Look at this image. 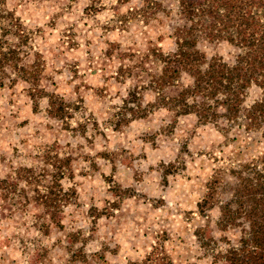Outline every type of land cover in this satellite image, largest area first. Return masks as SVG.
I'll list each match as a JSON object with an SVG mask.
<instances>
[{
  "label": "rangeland",
  "instance_id": "rangeland-1",
  "mask_svg": "<svg viewBox=\"0 0 264 264\" xmlns=\"http://www.w3.org/2000/svg\"><path fill=\"white\" fill-rule=\"evenodd\" d=\"M184 22L178 0L0 2V38L21 56L0 86V264H130L155 246L169 264H230L240 229L222 230L218 207L201 215L198 203L215 174L217 201L230 196V168L264 156L263 129L164 105L190 82L151 83ZM197 47L228 62L237 53L224 40ZM131 92L145 115L124 107ZM51 93L68 103L62 117L48 111ZM260 96L250 86L245 105ZM54 177L68 200L53 217L37 192Z\"/></svg>",
  "mask_w": 264,
  "mask_h": 264
},
{
  "label": "trees",
  "instance_id": "trees-1",
  "mask_svg": "<svg viewBox=\"0 0 264 264\" xmlns=\"http://www.w3.org/2000/svg\"><path fill=\"white\" fill-rule=\"evenodd\" d=\"M178 11L185 22L175 34L177 49L160 56L162 66L151 83L163 88L175 85L183 75L190 82L173 96L163 95L164 105L177 115L194 113L201 123H218L223 119L228 127L236 125L246 131L263 129L264 135V0H178ZM201 38L233 45L237 48L233 62L220 55L207 57L197 47ZM5 43L1 37L0 86L4 84L6 68L20 70L18 50ZM22 69L25 72L21 78L30 81L34 72ZM252 85L261 89V96L245 105L247 90ZM43 93L46 92L40 90L39 94ZM134 95L129 93L124 107L131 111V116L141 117L146 110ZM47 97L48 111L62 117L68 103L55 93ZM229 172L234 177L230 196L217 201L219 177L213 175L198 203L199 213L205 215L207 209L217 206V225L222 230L240 229L236 243L224 253L230 264H264V156L241 161ZM37 195V202L53 217L68 200L57 177L51 178L43 193L38 191ZM169 263L165 251L155 246L142 261L130 264Z\"/></svg>",
  "mask_w": 264,
  "mask_h": 264
}]
</instances>
